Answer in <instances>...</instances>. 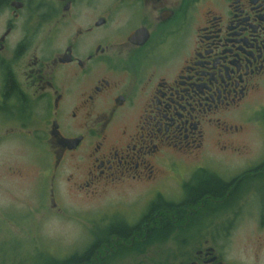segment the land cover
<instances>
[{
    "label": "flooded vegetation",
    "instance_id": "af4514ba",
    "mask_svg": "<svg viewBox=\"0 0 264 264\" xmlns=\"http://www.w3.org/2000/svg\"><path fill=\"white\" fill-rule=\"evenodd\" d=\"M263 85L264 0H0V192L115 203L21 263L242 264L227 252L254 220L264 264V148L237 144L254 120L264 145L244 116Z\"/></svg>",
    "mask_w": 264,
    "mask_h": 264
},
{
    "label": "rangeland",
    "instance_id": "374dc122",
    "mask_svg": "<svg viewBox=\"0 0 264 264\" xmlns=\"http://www.w3.org/2000/svg\"><path fill=\"white\" fill-rule=\"evenodd\" d=\"M255 99L254 106L246 109L244 116L250 118L254 116L255 119L262 120L260 118L264 116V85L256 93ZM243 123L245 130L239 136L237 144L241 146L242 142L247 143L245 145L250 147L249 152L253 156L264 148L260 141H251V137L259 136L260 129L257 128L254 120ZM231 158H227V163L240 162L239 159ZM23 185L22 190L27 195L23 197L22 202L8 197L7 193L0 192L1 210L15 212L17 209L24 213V215L21 214V223L15 229V226L12 229L8 228L10 225L7 226L0 216V264H22L23 259H44L46 252L43 253L41 250L43 248L53 253L67 252L73 246L78 245L77 239L82 237L84 240L89 230L88 227L91 228L96 223L95 221L102 220L104 213L109 212L115 205L105 194L95 199L66 193L62 196V201L67 211L56 215L46 211L45 208L38 209L45 202L44 199L40 194L38 196L37 189L33 191L26 182ZM253 205L255 210L258 206L264 205V189L261 190L259 197L256 196ZM255 226L254 220L241 222L239 231L241 233L233 248L227 252L228 258L237 259L242 264H251L255 260L254 252L257 251L256 235L253 231ZM60 233L68 235L62 236Z\"/></svg>",
    "mask_w": 264,
    "mask_h": 264
}]
</instances>
